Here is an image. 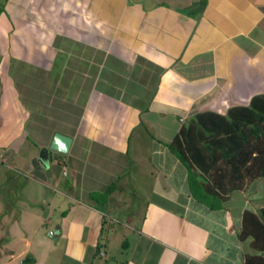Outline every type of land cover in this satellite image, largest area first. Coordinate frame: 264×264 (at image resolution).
<instances>
[{
  "label": "crops",
  "instance_id": "crops-1",
  "mask_svg": "<svg viewBox=\"0 0 264 264\" xmlns=\"http://www.w3.org/2000/svg\"><path fill=\"white\" fill-rule=\"evenodd\" d=\"M196 1L0 0V233L15 257L244 264L241 215L264 182L219 201L166 144L195 113L264 92V0L187 12ZM53 132L71 142L42 164Z\"/></svg>",
  "mask_w": 264,
  "mask_h": 264
},
{
  "label": "trees",
  "instance_id": "trees-1",
  "mask_svg": "<svg viewBox=\"0 0 264 264\" xmlns=\"http://www.w3.org/2000/svg\"><path fill=\"white\" fill-rule=\"evenodd\" d=\"M204 2H193L187 12L197 13ZM166 147L185 166L190 187V174L198 172L201 190L219 201L251 181L264 182V92L250 96L247 104L229 106L224 114L195 113ZM237 236L248 240L244 264H264V205L255 212L243 210Z\"/></svg>",
  "mask_w": 264,
  "mask_h": 264
},
{
  "label": "rangeland",
  "instance_id": "rangeland-1",
  "mask_svg": "<svg viewBox=\"0 0 264 264\" xmlns=\"http://www.w3.org/2000/svg\"><path fill=\"white\" fill-rule=\"evenodd\" d=\"M36 229L37 228H35V230ZM38 229H40V231L42 232V230L44 228L39 227ZM44 234H45V236H47L46 234H48V231L45 232ZM1 237H2V233H0V264H19L20 258H18V256L15 257V255H14L16 253L15 247H17V246H15L14 244L7 246V244L3 243V240ZM43 246H44L43 244L40 245L38 242L30 244V247L34 249V252H37V251L39 252V250L42 249ZM114 248L115 249L119 248V242H116L115 244L114 243L110 244L109 255L113 254L112 251ZM57 253H58L57 250L50 252L48 257H47L45 264H51L52 260L54 259V256H56Z\"/></svg>",
  "mask_w": 264,
  "mask_h": 264
},
{
  "label": "water",
  "instance_id": "water-1",
  "mask_svg": "<svg viewBox=\"0 0 264 264\" xmlns=\"http://www.w3.org/2000/svg\"><path fill=\"white\" fill-rule=\"evenodd\" d=\"M71 142V138L59 132H53L49 144L47 147H42L39 149L37 157L39 161L43 164L46 160L47 150L51 149L61 154H65L68 150L69 144ZM53 232L50 231L49 234ZM33 259L29 257H23L20 259L19 264H32Z\"/></svg>",
  "mask_w": 264,
  "mask_h": 264
},
{
  "label": "built area",
  "instance_id": "built-area-1",
  "mask_svg": "<svg viewBox=\"0 0 264 264\" xmlns=\"http://www.w3.org/2000/svg\"><path fill=\"white\" fill-rule=\"evenodd\" d=\"M61 174H65V170L64 169L61 170Z\"/></svg>",
  "mask_w": 264,
  "mask_h": 264
}]
</instances>
